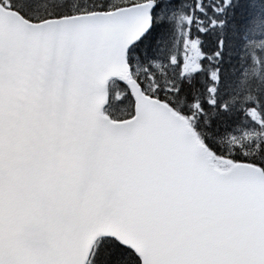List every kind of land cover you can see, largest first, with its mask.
<instances>
[{
	"label": "snow or ice",
	"instance_id": "6c2138e0",
	"mask_svg": "<svg viewBox=\"0 0 264 264\" xmlns=\"http://www.w3.org/2000/svg\"><path fill=\"white\" fill-rule=\"evenodd\" d=\"M0 264H264V0H0Z\"/></svg>",
	"mask_w": 264,
	"mask_h": 264
}]
</instances>
